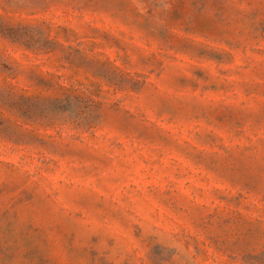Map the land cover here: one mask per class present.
Here are the masks:
<instances>
[{
	"label": "rangeland",
	"instance_id": "374dc122",
	"mask_svg": "<svg viewBox=\"0 0 264 264\" xmlns=\"http://www.w3.org/2000/svg\"><path fill=\"white\" fill-rule=\"evenodd\" d=\"M0 264H264V0H0Z\"/></svg>",
	"mask_w": 264,
	"mask_h": 264
}]
</instances>
